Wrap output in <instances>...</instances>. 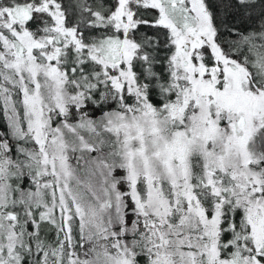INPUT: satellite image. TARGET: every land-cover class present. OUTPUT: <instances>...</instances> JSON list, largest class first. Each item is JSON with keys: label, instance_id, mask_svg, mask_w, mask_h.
Wrapping results in <instances>:
<instances>
[{"label": "snow or ice", "instance_id": "obj_1", "mask_svg": "<svg viewBox=\"0 0 264 264\" xmlns=\"http://www.w3.org/2000/svg\"><path fill=\"white\" fill-rule=\"evenodd\" d=\"M0 264H264V0H0Z\"/></svg>", "mask_w": 264, "mask_h": 264}]
</instances>
